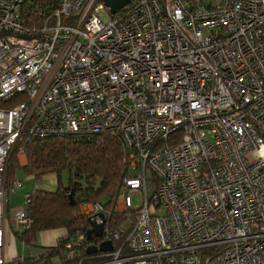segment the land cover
<instances>
[{
	"label": "built area",
	"instance_id": "2783aa9c",
	"mask_svg": "<svg viewBox=\"0 0 264 264\" xmlns=\"http://www.w3.org/2000/svg\"><path fill=\"white\" fill-rule=\"evenodd\" d=\"M56 2L0 0V264L31 226L29 196L5 208L17 141L103 130L130 153L129 215L93 264H264V0Z\"/></svg>",
	"mask_w": 264,
	"mask_h": 264
},
{
	"label": "trees",
	"instance_id": "16d2710c",
	"mask_svg": "<svg viewBox=\"0 0 264 264\" xmlns=\"http://www.w3.org/2000/svg\"><path fill=\"white\" fill-rule=\"evenodd\" d=\"M39 1L49 7L50 12L57 7L56 0ZM20 99L17 95L7 106H13ZM20 147L26 157V164L20 168L34 179L53 174L58 186L54 190L35 189L27 194L31 226L21 232L15 231L14 235L25 246H36L38 233L44 230L64 228L67 232L55 246L47 247L38 257H23L21 264H93L106 260L99 251L88 253L87 249L111 237L128 220V212L116 210L123 179L132 172L130 153L121 134L116 130H103L79 138L66 134L31 141L22 136L9 157L7 189L18 168L16 154ZM63 175L67 176L66 183L62 182ZM83 203L102 206L104 235L101 238L86 239L91 220L80 211ZM79 235L84 239L77 240ZM124 239L125 235H120L119 239L112 240V244L119 247ZM70 249H74L76 255L67 259L65 254Z\"/></svg>",
	"mask_w": 264,
	"mask_h": 264
},
{
	"label": "rangeland",
	"instance_id": "374dc122",
	"mask_svg": "<svg viewBox=\"0 0 264 264\" xmlns=\"http://www.w3.org/2000/svg\"><path fill=\"white\" fill-rule=\"evenodd\" d=\"M16 159H17L18 168L15 169L13 178L21 179L23 181V187L20 189H16V190L11 188L7 191L5 205L9 208L10 211H13L16 208L21 207L24 202V198L27 196L29 192L35 189L54 190L58 186V181L55 175L47 174V175L42 176L40 179H34L32 176L25 173L19 166V161L20 159L21 160L23 159V155L17 152ZM8 162H9V158H8ZM8 162H7V166H8ZM7 166H6V172H7ZM5 178H6V173H5ZM66 180H67V176L63 175L62 182L66 183ZM131 201H132L133 206H138L140 204L139 195L137 193L132 194ZM8 208H6V214L8 212L7 211ZM116 210L117 211L121 210V206H120V203L118 202V198L116 202ZM17 246H18V249H20L19 243L17 244Z\"/></svg>",
	"mask_w": 264,
	"mask_h": 264
},
{
	"label": "crops",
	"instance_id": "0c3cea01",
	"mask_svg": "<svg viewBox=\"0 0 264 264\" xmlns=\"http://www.w3.org/2000/svg\"><path fill=\"white\" fill-rule=\"evenodd\" d=\"M25 164L26 157L25 155H23V159H20L19 161V166L23 167ZM5 208L8 207L5 205ZM7 211H9V208L7 209ZM66 233L67 232L64 228L44 230L38 233L36 246H25L15 235L13 237L10 236V238H7L9 246L6 251V256L8 258H11L14 255H20L23 257H38L46 251L47 247L55 246L58 243L59 239L66 236ZM18 243L21 250L18 249ZM54 263H57V259H54Z\"/></svg>",
	"mask_w": 264,
	"mask_h": 264
},
{
	"label": "water",
	"instance_id": "95a60500",
	"mask_svg": "<svg viewBox=\"0 0 264 264\" xmlns=\"http://www.w3.org/2000/svg\"><path fill=\"white\" fill-rule=\"evenodd\" d=\"M130 0H104L105 6L109 9L111 14L127 5ZM104 235V216L101 215V222H90V228L86 231V239L91 240L93 237L101 238ZM113 245L111 240H103L98 245H93L87 249L88 253L112 251Z\"/></svg>",
	"mask_w": 264,
	"mask_h": 264
}]
</instances>
